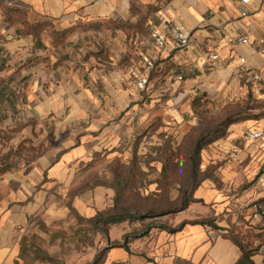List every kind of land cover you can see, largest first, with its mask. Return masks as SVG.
Segmentation results:
<instances>
[{"label": "crops", "instance_id": "0c3cea01", "mask_svg": "<svg viewBox=\"0 0 264 264\" xmlns=\"http://www.w3.org/2000/svg\"><path fill=\"white\" fill-rule=\"evenodd\" d=\"M1 1L25 9L31 22L47 21L59 31L74 32L54 47L49 29L39 40L20 34V25L5 21L0 9V130L7 132L12 144H31L39 156L28 166L0 175V264H17L21 241L37 218L59 221L71 207L90 218L112 204L114 190L108 184L87 183L79 191L83 159L108 149L110 163L115 158L128 161L145 108L160 109L164 121L179 123L191 108L188 100V108L179 110L187 98L209 91L258 92L264 85V80L255 82L243 73L240 60L264 71V0ZM158 4L160 9L149 11L148 6ZM161 17L190 30L187 48H175L171 38L164 48L151 40L150 27ZM113 18L139 24L144 31L88 27ZM241 37L248 43L243 44ZM148 57L157 63L146 88L151 101H144L129 70L142 69ZM252 122L232 124L227 137L203 150V161L213 159L217 169L195 191L199 203L228 205L224 192L238 183L248 164L255 166L257 159L264 170V143L243 138L244 128L264 125L251 127ZM52 139L59 143L49 148ZM236 146L237 157L223 163L226 151ZM96 187L105 189L103 200H96ZM63 200L71 203L65 207ZM196 204L170 222L176 225L192 218L189 211ZM251 213L245 222H263L253 217L254 207ZM121 225L128 227L119 241L131 227H139ZM217 225L221 229L186 225L174 234L153 229L131 243L132 253L110 248L102 264H236L239 248L221 236L234 225L222 219ZM254 260L264 264V248Z\"/></svg>", "mask_w": 264, "mask_h": 264}, {"label": "trees", "instance_id": "16d2710c", "mask_svg": "<svg viewBox=\"0 0 264 264\" xmlns=\"http://www.w3.org/2000/svg\"><path fill=\"white\" fill-rule=\"evenodd\" d=\"M160 7V4L152 5L148 6V9L156 11ZM0 9L5 21L20 25L21 28L18 30L20 34L39 40L42 32L49 29L54 47L74 32V29L59 31L47 21L31 22L25 9L8 6L1 0ZM88 27L93 30L142 29L139 24L119 18L96 21L88 24ZM155 67L150 73L149 80ZM245 119L247 117L239 118L238 121ZM232 123L234 121L225 119L214 127L205 128L204 131L190 138L183 152L176 151L171 143L164 141L161 145L154 146L151 151L139 153V141L135 140L133 154L128 161L115 158L111 162L112 182L108 184L114 190L112 204L97 211L96 215L90 218L80 215L71 207V211L77 218L88 225L86 229L76 230V235H79L78 241L88 246L85 240L88 239L89 234L93 237L101 235L108 240V244L98 251L88 264H102L107 251L112 247H122L132 253L131 243L149 235L153 229L165 230L171 234L182 230L186 225L201 224L213 229H221L209 217L183 219L176 225L170 220L192 204L202 201L195 197V191L206 179L212 177L216 169V166L204 171L201 169L202 150L226 136L227 129ZM162 124V119L156 118L144 130L143 135L146 133L152 135ZM25 143L21 141L17 145L12 144L7 132L0 130V175L10 171L14 167V160L23 156L25 151L30 150L38 156L34 147L31 144L25 146ZM158 164L161 165L160 168ZM154 172L157 176L149 178ZM154 185H156L155 189L150 188ZM174 191L177 192L176 196L173 195ZM255 203L262 204L264 207V198ZM124 222L131 224L137 222L139 227L125 233L121 241H109L111 227ZM221 236L231 240L239 248L240 255L236 264H259L254 260V256L264 248V220L257 225L244 222L240 226L227 228ZM93 242L94 239L90 244Z\"/></svg>", "mask_w": 264, "mask_h": 264}, {"label": "rangeland", "instance_id": "374dc122", "mask_svg": "<svg viewBox=\"0 0 264 264\" xmlns=\"http://www.w3.org/2000/svg\"><path fill=\"white\" fill-rule=\"evenodd\" d=\"M140 31H144V29L142 28ZM257 91L258 92H253L251 90H249V92L236 91L235 93L209 91V93H199L192 99L187 98L183 106L179 108L180 111H182L184 107L188 108V100H190V111H188V109L186 110L187 113H185L183 121L179 123H168L164 121L160 116V109L149 110L145 108L143 111V125L139 127L134 134L133 143L135 140L139 141L138 149L141 153L153 150L154 146L161 145L164 141L171 143L172 148L176 151L183 152L186 150L187 144L192 136L198 135L204 131L205 128L218 125L225 119L234 121L232 124L251 120L253 121L251 127L259 126L260 123H264V85ZM140 94L143 96L144 101H151L149 91L145 90L140 92ZM159 117L162 119V126L157 131L153 132L152 135L151 133L143 135L144 130L152 121ZM243 117H247V119L238 121L239 118L243 119ZM231 125L227 129L226 136L222 138L227 137ZM15 127L17 129L20 128L18 125ZM246 128H244V130ZM64 137L65 136L61 137L62 142ZM58 143V141L53 139L49 140L47 142V147H54ZM14 144L17 145L18 142ZM208 146L209 145L204 149L207 150L209 148ZM25 153L28 154L19 156L14 160V167L23 165L28 166L32 161L39 158V156L37 157L30 150ZM111 153L112 152H108V149H102L99 154L92 156L89 160H87V158L83 159L84 164L81 167L82 178L78 183L79 191L85 190L84 185H87V183L111 184L112 175L111 163L109 160ZM223 160V163H225L228 161V158L225 157ZM212 162L213 159H209V161L205 163L202 157L201 169L204 171L215 167L216 165H213ZM231 162L233 163V161ZM253 164L255 166L248 164V167L240 173L238 183H235L225 190L224 193L225 197L228 199L226 200V202L229 203L228 205L223 207V204L197 203L190 209L189 214L192 218L189 219L200 218L205 212L202 217L213 219L216 225L219 219L226 220L228 226H240L243 224L240 223V225H236L235 223L233 224V221L245 222L249 220L248 218L252 214L251 208L254 207L255 202L264 198V187L260 183V177L263 175L264 170L260 166V163L259 165L257 164V159H255V163ZM160 166L161 165L158 164L159 168ZM216 169H214V171ZM156 176L157 174L154 172L149 178H155ZM90 188H93V186ZM150 188L155 189L156 185ZM105 192L103 187H96V200H103ZM109 193L112 194V191L109 190ZM176 194L177 192L174 191L173 195L176 196ZM232 198L233 200H230ZM70 203L71 200H63L65 207ZM98 205L100 207L103 206L101 202H99ZM176 215L178 216V213ZM175 216L173 218H175ZM53 219L54 218L39 217L34 220L31 228L26 230L24 238L21 241V250H19L20 253L18 255L17 264H88L93 260L98 251L108 244L106 237L101 235L93 237L92 234H89L88 239L85 240V244L88 243V246H85L83 244L84 242L78 241L79 235H76V230L78 228L86 229L88 225L80 221L71 211L68 216H65L62 220L53 221ZM123 226L126 225H113L111 227L109 241H119L122 229L124 231V229L128 227ZM134 228L135 227H131V229ZM92 239H94V242L90 244Z\"/></svg>", "mask_w": 264, "mask_h": 264}, {"label": "built area", "instance_id": "2783aa9c", "mask_svg": "<svg viewBox=\"0 0 264 264\" xmlns=\"http://www.w3.org/2000/svg\"><path fill=\"white\" fill-rule=\"evenodd\" d=\"M247 1V0H243ZM150 38L159 47H166L169 38L174 41L175 48L185 49L190 44L191 32L182 24L175 22L172 19L161 17L159 24L152 25L150 27ZM240 41L243 44L248 43L246 37H241ZM243 64V73L251 77L255 82H262L264 80V71L260 69H254L245 65V58H241ZM156 60L153 58H144L142 69L130 68L129 74L135 80L136 86L139 91L146 90L149 83V76L152 69L155 67ZM243 138L249 142H262L264 143V125L256 128H246L243 132ZM239 153V148L233 147L226 151L228 159H235ZM260 183L264 187V178L260 177ZM254 218H260L264 220V207L262 204H254Z\"/></svg>", "mask_w": 264, "mask_h": 264}]
</instances>
